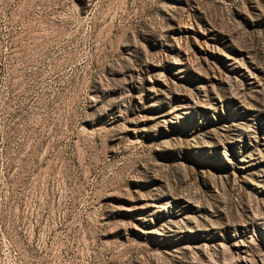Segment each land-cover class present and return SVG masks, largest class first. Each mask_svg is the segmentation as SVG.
Returning a JSON list of instances; mask_svg holds the SVG:
<instances>
[{
    "label": "rangeland",
    "instance_id": "rangeland-1",
    "mask_svg": "<svg viewBox=\"0 0 264 264\" xmlns=\"http://www.w3.org/2000/svg\"><path fill=\"white\" fill-rule=\"evenodd\" d=\"M0 264H264V0H0Z\"/></svg>",
    "mask_w": 264,
    "mask_h": 264
}]
</instances>
